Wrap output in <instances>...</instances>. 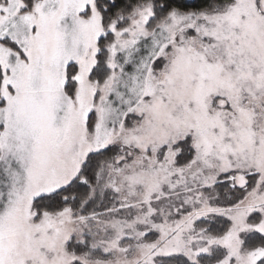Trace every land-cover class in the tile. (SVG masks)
Masks as SVG:
<instances>
[{
  "label": "snow or ice",
  "instance_id": "1",
  "mask_svg": "<svg viewBox=\"0 0 264 264\" xmlns=\"http://www.w3.org/2000/svg\"><path fill=\"white\" fill-rule=\"evenodd\" d=\"M0 264H264V0H0Z\"/></svg>",
  "mask_w": 264,
  "mask_h": 264
}]
</instances>
